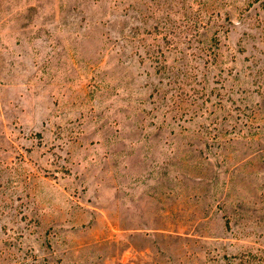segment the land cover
Returning a JSON list of instances; mask_svg holds the SVG:
<instances>
[{
  "label": "rangeland",
  "instance_id": "obj_1",
  "mask_svg": "<svg viewBox=\"0 0 264 264\" xmlns=\"http://www.w3.org/2000/svg\"><path fill=\"white\" fill-rule=\"evenodd\" d=\"M0 264H264V0H0Z\"/></svg>",
  "mask_w": 264,
  "mask_h": 264
}]
</instances>
